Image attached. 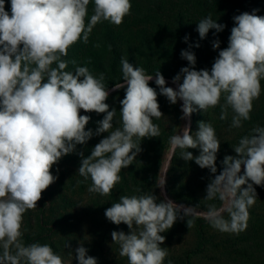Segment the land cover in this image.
<instances>
[{
  "label": "clouds",
  "instance_id": "1",
  "mask_svg": "<svg viewBox=\"0 0 264 264\" xmlns=\"http://www.w3.org/2000/svg\"><path fill=\"white\" fill-rule=\"evenodd\" d=\"M90 2L93 11L86 23ZM131 9L130 0H10L9 12L5 0H0V264H72L48 244L25 245L21 239L24 214L37 208L42 193L57 180L53 166L77 145L103 133L108 135L89 156L79 153L78 173L84 181L91 179L90 193L110 195L121 181V170L141 152L138 141L160 136L159 126L152 122L163 116L158 95L172 105L183 102L181 119L218 105L221 120H226L228 109H232V128H240L242 121L251 119L253 101L260 98L264 80V16L257 15L258 10L233 17L228 46L219 51L210 70H196L191 44L181 50V58L189 66L173 77L176 89L166 86L158 71L154 74L158 93L149 85L153 75L121 57L123 83L114 84L113 89H124L121 126L110 131L117 109L106 103L110 91L105 87L104 73L95 76L87 66L66 71L69 61L63 57L81 39L87 44L98 23L119 26ZM225 27L209 14L197 23L196 31L203 40L210 30L220 33ZM188 40L186 35L184 42ZM212 48H220L219 39L212 42ZM71 63L76 65L75 60ZM81 110L105 114L96 122L95 131L86 130L91 116L81 115ZM181 131L182 135L169 138V156L180 149L185 162L194 160L200 168L216 174L220 140L213 125L202 120L194 135L190 124ZM232 148L236 156L225 155L222 171L210 177L206 187L205 198H218L221 206H210L200 215L222 233L239 234L247 229L249 208L257 199L254 185L264 187V127H253ZM188 149H199V155ZM164 186L163 177L157 187L163 190ZM190 211V207L167 197L159 199L152 192L121 195L104 215L111 223H123L129 229L128 233L111 232L112 242L119 245V256L126 257L128 264H164L169 253L162 247L166 237L161 233ZM192 226L193 221L187 220V227ZM74 252L78 264H98L84 243L80 242ZM167 264L173 262L168 260Z\"/></svg>",
  "mask_w": 264,
  "mask_h": 264
},
{
  "label": "rangeland",
  "instance_id": "2",
  "mask_svg": "<svg viewBox=\"0 0 264 264\" xmlns=\"http://www.w3.org/2000/svg\"><path fill=\"white\" fill-rule=\"evenodd\" d=\"M131 14L124 17L123 23L115 26L107 21L98 23L89 41L84 44L82 39L75 43L73 50L63 59L69 61L66 71H75L76 66H87L93 75H105V87L110 95L106 103L117 112L113 118V129L120 127V101L124 98V89H114V84L122 79L121 57L127 58L133 66L142 67L146 74L153 75L149 85L157 90L155 73L160 71L163 76L173 78L188 62L181 58V50L190 49L196 56V70H210L219 49L213 50L212 42L219 39L228 46L231 29L234 27L233 17L243 12L253 10L259 16H264V0H130ZM6 11L10 12V0H5ZM93 11V3L88 5V17ZM211 14L217 23L226 25L220 33L210 30L203 40L196 31L197 23ZM189 29L196 38L188 43L175 36L173 27ZM215 33V34H214ZM199 43V47L195 44ZM98 45V46H97ZM226 46V47H227ZM76 61V65L71 63ZM88 61H91L88 63ZM55 67V65H53ZM182 82V81H181ZM166 86L177 88V85L166 82ZM261 96L253 101L251 119L242 121V127L232 128V109H228L226 120L219 119L221 108L216 106L206 111L197 110L190 119H181L182 101L175 105L166 97L158 95V103L163 116L153 118L152 122L160 128V136L144 138L138 141L141 152L133 159L132 164L122 169L119 175L121 181L114 187L111 194L101 196L90 193L91 179L84 181L78 169L81 163L80 152L84 157L91 154L93 147L108 135L103 133L93 136L86 144L77 145L76 150L64 156L53 166L52 174L57 180L43 193L37 203V208L24 214L21 239L25 245L39 242L50 245L54 252L64 261L74 258V250L84 243L88 255L96 257L98 264H128L126 257L119 256V245L112 242V231L129 232L127 225H115L107 220L104 213L112 203L118 202L121 195H143L152 193L159 199L167 197L177 205L190 207V214L184 219H177L173 227L161 233L166 237L162 247L167 248L169 255L164 264L171 260L173 264H264V187L255 186L257 199L249 208L250 218L247 229L239 234L222 233L214 229L203 216L196 219L193 213H205L210 206H221L218 198L206 199V187L209 178L218 175L223 165L225 155L236 156L233 148L251 129L257 125L264 127V80L261 81ZM224 103L223 96L220 101ZM91 121L87 129L95 131L96 122L102 120L105 114L85 113ZM210 122L215 128L220 140L217 153V173L211 174L207 168H200L194 160L185 162L180 158V149L169 157V138L180 134L183 127L190 124L191 131L198 130L199 121ZM137 138L134 137V140ZM194 156L199 155V149H188ZM58 169V171H57ZM243 172V168H242ZM164 177L163 190L158 186ZM79 182V183H78ZM139 190V191H137ZM48 203V204H47ZM47 204V206H45ZM180 215L183 216V209ZM228 218L227 213L224 214ZM187 220L193 221L191 228ZM135 228V225H134ZM70 247H65L66 244ZM73 252L70 256L69 253Z\"/></svg>",
  "mask_w": 264,
  "mask_h": 264
},
{
  "label": "trees",
  "instance_id": "3",
  "mask_svg": "<svg viewBox=\"0 0 264 264\" xmlns=\"http://www.w3.org/2000/svg\"><path fill=\"white\" fill-rule=\"evenodd\" d=\"M172 30H173V33H174L175 36L181 37V38H183V39H184V37H185L186 35L189 36V40H188V42H189L191 39L196 38V34H195L193 31L189 30V29H185V28H182V27H178V26H176V27H173ZM226 46H227V43H226V42H224V41H223V42H220V48H219V51L222 50V49H224V48H226ZM74 47H75V44L72 45V46L68 49V52H69L70 50H73ZM121 80H122V79H121ZM181 81H182V80H181ZM119 82H121V81H117L116 83H119ZM116 83H113V84H116ZM192 216H193L194 218H196V219L202 218V215H200V213H193Z\"/></svg>",
  "mask_w": 264,
  "mask_h": 264
},
{
  "label": "water",
  "instance_id": "4",
  "mask_svg": "<svg viewBox=\"0 0 264 264\" xmlns=\"http://www.w3.org/2000/svg\"><path fill=\"white\" fill-rule=\"evenodd\" d=\"M164 78H165L166 82H171V83H173V82H172L173 78H171V77H167V76H164ZM173 84H174V83H173ZM175 85H176V84H175ZM180 134L182 135V131H181ZM169 157H170V156H169V154H168V157H167V158L169 159Z\"/></svg>",
  "mask_w": 264,
  "mask_h": 264
}]
</instances>
